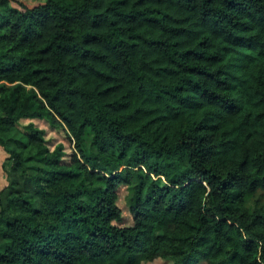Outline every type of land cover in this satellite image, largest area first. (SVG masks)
I'll use <instances>...</instances> for the list:
<instances>
[{"label": "trees", "instance_id": "trees-1", "mask_svg": "<svg viewBox=\"0 0 264 264\" xmlns=\"http://www.w3.org/2000/svg\"><path fill=\"white\" fill-rule=\"evenodd\" d=\"M15 1L0 144L38 199L7 190L0 264H264V0Z\"/></svg>", "mask_w": 264, "mask_h": 264}, {"label": "rangeland", "instance_id": "rangeland-1", "mask_svg": "<svg viewBox=\"0 0 264 264\" xmlns=\"http://www.w3.org/2000/svg\"><path fill=\"white\" fill-rule=\"evenodd\" d=\"M28 4H33L37 1L41 0H22ZM12 5L18 6L17 1L12 0ZM29 120L33 121L37 126H40L44 129V136L46 138V142L50 147L54 146L57 142H61L63 144V149L65 151L63 160L69 159V154L73 148V143L70 138L67 136V133L63 126L60 124L53 123L47 117H21L19 120V125L23 126L24 123ZM85 146L87 150H92L94 145L92 144V131L88 128L86 130L85 136ZM7 151L4 146L0 144V207L3 203L6 202V194L7 190H16V189H24L29 190L33 193L34 203H37V195L36 184L31 180L29 174L33 172L31 167L25 166L23 168H14L12 167L8 160L6 159ZM128 191V186L125 183H121L117 187L118 198L117 202L122 210V217L118 221L120 224H130L133 222L132 215L129 211L126 195ZM256 194L264 195V189H258ZM2 241V236L0 234V242ZM140 264H177L173 259L157 256L151 260H142ZM196 264H207L205 260H200Z\"/></svg>", "mask_w": 264, "mask_h": 264}]
</instances>
